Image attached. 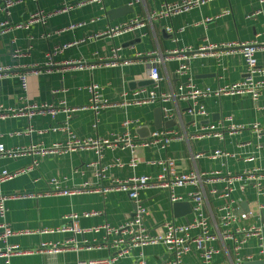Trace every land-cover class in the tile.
Returning a JSON list of instances; mask_svg holds the SVG:
<instances>
[{
    "label": "crops",
    "instance_id": "crops-1",
    "mask_svg": "<svg viewBox=\"0 0 264 264\" xmlns=\"http://www.w3.org/2000/svg\"><path fill=\"white\" fill-rule=\"evenodd\" d=\"M80 1L20 0L9 10L13 24H26L31 14L38 10L51 15L45 23H33L28 29L15 28L0 36V66L11 68L9 74L0 76V106L20 108L27 103L58 104L64 100L67 105L79 108L68 125L80 138L105 137L118 133L123 130L122 122L126 118L138 121L130 129L139 137H148L147 129L151 132L156 128L155 110L160 108L159 105L110 106L98 114L89 108H83L90 100V93L85 87L93 82L103 87L104 98L117 102L121 100L124 91L133 90L130 82L147 79L146 60L125 63L135 58L136 52L158 48L166 51L184 46L196 49L208 43L236 41L264 43V3L260 0H205L190 11L163 18L153 26L147 24L114 37L102 36L64 48L53 56L57 66L45 68L38 74L29 73L28 91L23 92L17 73L29 71L33 65L44 66L48 61V53L54 47L78 42L104 30L108 24L136 16L146 17L149 10L160 7L164 2L181 0H141L134 6L129 5L130 0H104L102 4H80ZM125 5L133 8L132 13L117 18L109 16L110 10ZM98 16L99 20L90 22L91 18ZM5 17L0 11V21ZM78 22L87 23L74 29L69 28ZM167 26L182 29L176 35L177 41L166 31ZM113 47H121L120 65L90 68L97 56L109 55ZM15 50L19 51V55H15ZM79 60L86 64L77 67L75 62ZM258 60L260 64H264L261 52L258 53ZM178 63L176 58H170L163 67L165 77L173 85L179 82L175 76ZM190 69L198 86L212 89L241 80L247 74L244 59L238 52L225 54L221 64L212 55H198L190 61ZM201 101L210 115L199 120L186 113L188 104L184 101H171L164 105L168 110L179 111L180 118L178 122L174 120L176 125L171 127L179 129L183 137L173 140L167 149H137L140 161L135 168L113 165L116 159L128 162L131 157L128 150L120 149L105 150L99 165L92 164L98 158L90 149L54 152L42 157L30 153L15 158L0 157V170L9 171L26 169L33 164L34 159L39 160L31 169L0 184V194L7 197L6 215L5 218L0 216V223H8L16 232L9 238V243L17 244L23 250H38L42 244L49 245L44 251L13 256L11 264H74L119 254L120 249L113 246L114 235H107L105 231L95 233L88 230L102 224L112 227L124 224L133 216L135 206L125 192L114 188L104 191L103 188L113 179H125L133 175L156 176L160 166L152 162L167 156L174 158L178 173L187 172L191 168L208 173L220 172L203 179L209 208L214 214L217 213L222 201L210 191L221 190L224 185L222 177L227 172L243 174L255 168L264 169V92L256 101L247 94L210 95ZM223 118H231L232 122L245 128L233 134L226 133L223 139L198 135L202 131V125L218 122ZM165 121L170 120H163V123ZM65 122L66 116L62 112L55 117L36 115L32 119L25 116L0 118V144L8 149L64 144L68 135L54 128ZM254 123H259L263 128L261 133L252 130L251 125ZM29 124L34 128L31 133H27ZM141 128L147 129L139 132ZM215 148H225L233 156L211 159L207 153ZM196 153L202 155L195 159L193 154ZM102 165L109 168L106 177L100 179L96 173ZM257 175L258 172L253 177L251 174L245 175L243 180L234 183L232 197L238 202L237 214H248L246 224L264 221V178L258 177L256 180ZM52 178L59 179L61 187L70 192L47 193L53 189L50 184ZM195 189L194 185L186 184L175 191L187 201L189 193ZM140 197L149 211L145 224L153 233H161L163 224L168 221L184 223L193 219V211L175 217L168 188L151 185L140 191ZM69 214L79 216L77 226L86 230L84 233L59 231L67 225L65 216ZM262 241L264 243V239ZM259 242L257 237L250 238L243 245L240 254H256ZM51 244H59L63 248L51 250ZM3 246L0 240V247ZM140 254L150 264H163L168 256L164 245H147L126 250L118 256L115 264H136ZM225 260V252L214 256L215 263ZM252 261L264 262L259 257ZM184 263L200 264L198 254H187ZM0 264H4L3 258H0Z\"/></svg>",
    "mask_w": 264,
    "mask_h": 264
},
{
    "label": "built area",
    "instance_id": "built-area-1",
    "mask_svg": "<svg viewBox=\"0 0 264 264\" xmlns=\"http://www.w3.org/2000/svg\"><path fill=\"white\" fill-rule=\"evenodd\" d=\"M20 0H0V11L6 17L0 21V36L9 32L12 29L23 28L28 29L33 23H45L51 14L38 10L31 14L26 24H13L10 21V8ZM205 0H181L173 2H164L160 7L149 10L146 17L136 16L134 18L120 21L115 24H108L102 31L95 32L92 35L82 38L78 42L56 46L48 53V61L44 66L33 65L29 71H22L17 73L21 82L23 92L28 91V75L29 73L38 74L45 68H52L58 64L54 62L53 56L60 53L61 50L69 46L86 43L89 40H94L102 36H116L124 32L139 29L150 24L154 25L156 21L163 18H169L173 15L185 13L191 9L199 6ZM86 2H95L102 4L104 0H81L80 4ZM141 0H130L129 5L134 6L140 3ZM264 3V0H260ZM228 13V11H225ZM100 17L90 19V22L99 20ZM87 22H78L69 26L70 29L84 26ZM166 31L177 41L176 35L182 29H175L172 26H167ZM121 47H113L111 53L107 56H97L96 62L90 65L94 67H111L118 66L122 63L120 56ZM238 52L242 55L247 75L238 81L231 82L219 86L216 89L210 87H200L197 85L191 74L190 61L198 55H212L221 64V59L225 54ZM261 52L264 56V43L258 44L255 41H236L222 44L208 43L198 48L191 46L176 47L171 50L163 51L160 48L147 52H136L135 58L125 61V63L133 62L134 60H146L147 64V79L153 81L152 84L144 87H138L131 91H124L121 100L117 102H110L104 98L102 94L103 87L98 83H91L85 88L90 93L89 104L83 108H89L98 114L102 109L110 106H142L147 104L159 105L162 108L163 120H175L178 122L180 118L179 111H171L165 108L168 102L184 101L188 104L186 113L191 114L195 119H204L210 115L206 105L202 103L201 99L214 95H240L247 94L253 100H258L264 92V64H260L258 60V53ZM15 55H19V51L15 50ZM170 58H176L179 63L175 70V76L179 79L176 85H173L163 73L165 62ZM77 67H82L86 62L79 60L75 62ZM11 68L0 66V76L9 74ZM166 82V83H165ZM79 108L67 105V102L62 100L58 104L41 103L30 104L27 103L20 108H5L0 106V118H7L9 116H25L32 119L36 115H49L55 117L59 113H64L66 122L54 130H59L68 135L66 143H55L48 147H39L38 145H31L27 149H8L4 144H0V157L15 158L23 154H34L39 157L45 156L54 152H69L77 149H90L95 152L98 160L92 164L100 163L103 158L104 151L107 149L128 150L131 157L128 162H123L121 159H116L115 164L119 167L128 165L135 168L139 164V158L136 154L137 149L146 147H157L159 149H167L171 142L176 138H182V134L176 127H160L155 128L150 132L146 138L139 137L137 134L131 132V125L138 122L130 118H126L122 122L123 130L114 133L111 136L105 137H77L71 130L69 120ZM227 122V125H226ZM245 126L238 125L232 122L231 118H223L218 122L208 123L202 125V131L198 134L200 137H215L223 139L226 133L233 134ZM251 128L256 133H261L263 128L259 123H254ZM34 131L32 125L29 124L27 133ZM202 153L193 154L195 159H198ZM211 159H226L233 156L225 148H215L213 151L207 153ZM38 158L34 159L33 164L26 169L16 171H9L7 169L0 170V184L12 180L16 176L26 172L38 164ZM160 166V171L156 176L151 175H133L125 179H113L107 186L103 188L104 191L114 188L125 192L135 206L133 216L124 224L117 227H112L108 224L97 225L88 231L98 233L105 231L107 235H114L113 246L120 249L119 254L98 259H89L83 262H76L74 264H115L118 256H121L126 250L143 247L147 245L162 244L166 247L167 258L163 264H185L184 257L187 254L196 252L200 259V264H245V262L252 261L256 258L264 260V221L258 224H246L248 218L247 213L237 214L238 202L232 197L234 190V183L237 180H243L244 176L258 172V177L264 178V169L255 168L252 171H246L243 174H232L227 172L223 177L224 183L221 190L213 189L211 194L216 195L222 201L218 207V212L213 213L209 208L208 195L203 186V179L210 175H218L217 172H201L197 168H191L187 172L176 171L174 158L167 156L158 159L154 162ZM108 166L102 165L98 167L97 175L100 179L106 177ZM253 173V174H252ZM50 184L53 185L47 193H68L61 187L59 179L52 178ZM186 184L195 186V191L189 193L186 199L191 203L193 211V219L184 223H176L175 221H168L163 224V231L161 233H153L145 224V218L149 214L148 208L143 203L140 197V191L151 185L168 188L170 191V200L172 203L185 201V199L176 193V188L183 187ZM259 184V182L257 183ZM244 186L242 187V190ZM261 191V188L258 189ZM75 191V190H72ZM7 197L0 194V216L5 218L7 207ZM88 215V214H86ZM78 215L69 214L65 216L67 225L61 227L59 231H72L74 233H84L86 230L78 228ZM49 231V230H48ZM16 232L6 222L0 223V240L4 246L0 247V258H3L4 264H11V258L16 255L24 253H32L35 251H44L49 245L42 244L41 249L38 250H23L17 244H10L9 238L15 235ZM252 237L259 239V250L256 254L248 253L241 255V249L245 243ZM122 247H125L122 248ZM51 250L62 249L59 244H51ZM225 252L226 260L221 263L214 262V256L217 253ZM136 264H150L143 254H140Z\"/></svg>",
    "mask_w": 264,
    "mask_h": 264
},
{
    "label": "water",
    "instance_id": "water-1",
    "mask_svg": "<svg viewBox=\"0 0 264 264\" xmlns=\"http://www.w3.org/2000/svg\"><path fill=\"white\" fill-rule=\"evenodd\" d=\"M133 8L129 7L128 5L116 8V9H112L108 12L109 16H111V18H117L119 16H123L126 15L128 13H132ZM247 75V74H246ZM153 81L150 79H145V80H140V81H132L130 82V88L134 89L137 87H144V86H148L150 84H152ZM176 125V122L174 120H170V121H165L163 123V119H162V108L158 107L155 110V127H171ZM147 128H141L139 130V132L141 130L145 131ZM150 135V131L147 129V133L146 136ZM173 209L175 212V217H181L184 216L186 214H189L192 212V206L191 203L189 201H180V202H175L173 203ZM246 264H264L263 261H250V262H246Z\"/></svg>",
    "mask_w": 264,
    "mask_h": 264
}]
</instances>
